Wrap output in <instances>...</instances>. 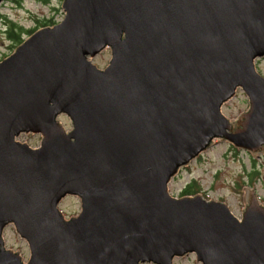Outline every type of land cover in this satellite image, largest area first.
<instances>
[{"label": "water", "instance_id": "water-1", "mask_svg": "<svg viewBox=\"0 0 264 264\" xmlns=\"http://www.w3.org/2000/svg\"><path fill=\"white\" fill-rule=\"evenodd\" d=\"M4 0H0V5ZM64 19L0 61V264H264V203L242 217L173 197L180 169L228 141L264 153V0H64ZM106 48L105 69L93 59ZM243 90L236 121L223 105ZM71 122L68 130L60 117ZM41 135L37 148L21 134ZM81 199L66 219L59 205ZM13 224L26 263L6 248Z\"/></svg>", "mask_w": 264, "mask_h": 264}, {"label": "rangeland", "instance_id": "rangeland-1", "mask_svg": "<svg viewBox=\"0 0 264 264\" xmlns=\"http://www.w3.org/2000/svg\"><path fill=\"white\" fill-rule=\"evenodd\" d=\"M63 2L64 0H4L0 5V61L11 55L19 46L8 37V22L17 23L24 28L25 33L22 39L25 40L32 35L28 31L39 30L61 22L65 16ZM44 23L47 25L42 26ZM111 58V49L106 48L93 59V62L104 69L109 65ZM255 65L257 71L264 76V57L258 58ZM248 109L249 98L243 90L239 89L236 96L223 105L222 113L229 120L236 121ZM60 120L68 130L71 129L69 118L62 116ZM17 139L36 148L40 146L42 137L38 134L24 133ZM253 169L257 171L254 176L258 178L256 187L260 195L264 197V158L253 165L251 157L241 149L233 147L228 141L216 139L212 147L192 161L189 166L180 170L169 185V193L176 198L182 197V189L195 179L199 184V193L204 198L227 203L232 212L241 218L246 205L242 185L250 181L249 175ZM59 208L65 218L70 219L81 212V199L77 196H68L61 202ZM4 239L7 249L20 252L24 261L28 262L31 256L29 244L17 233L13 224L6 228ZM196 261L194 254H187L184 257H176L174 264H197ZM198 264L202 263L198 262Z\"/></svg>", "mask_w": 264, "mask_h": 264}, {"label": "trees", "instance_id": "trees-1", "mask_svg": "<svg viewBox=\"0 0 264 264\" xmlns=\"http://www.w3.org/2000/svg\"><path fill=\"white\" fill-rule=\"evenodd\" d=\"M44 1H48V0H44ZM7 24H8L7 26L9 27V29L7 30L8 37L11 40H13V42L17 43L18 45L21 44L23 42V39H22L23 34L25 33L24 28L14 22H8ZM45 25L47 24L44 23L42 26H45ZM35 31L36 30H30L28 32L30 34H33ZM198 188H199L198 181H196L195 179H192V181L187 183L185 187L182 189L181 196L196 195L197 193L200 192Z\"/></svg>", "mask_w": 264, "mask_h": 264}, {"label": "flooded vegetation", "instance_id": "flooded-vegetation-1", "mask_svg": "<svg viewBox=\"0 0 264 264\" xmlns=\"http://www.w3.org/2000/svg\"><path fill=\"white\" fill-rule=\"evenodd\" d=\"M243 152H245L249 157H251L252 159V164H256L257 161L261 160L262 158H264V153H258V154H254L253 152L249 151V150H246V149H241ZM257 171L256 169H253V172L249 175L250 176V181L246 184H243L242 185V189H243V192H244V199H245V203H246V197L248 195V192L251 190H253L258 198H259V201L261 203H264V197L260 195L257 187H256V182H257V177L254 178V176L256 175Z\"/></svg>", "mask_w": 264, "mask_h": 264}]
</instances>
